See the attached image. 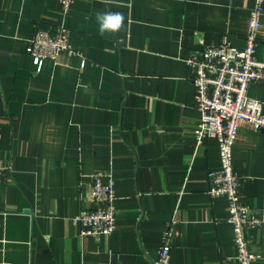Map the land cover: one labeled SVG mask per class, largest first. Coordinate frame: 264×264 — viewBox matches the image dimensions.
I'll return each instance as SVG.
<instances>
[{
  "label": "crops",
  "instance_id": "1",
  "mask_svg": "<svg viewBox=\"0 0 264 264\" xmlns=\"http://www.w3.org/2000/svg\"><path fill=\"white\" fill-rule=\"evenodd\" d=\"M254 0H0V264H148L173 219L168 264H224L236 253L227 201L206 193L219 165L215 140L196 144L199 121L186 59L226 30L244 48ZM124 15L101 33L97 16ZM63 25L76 52L36 72L25 52L35 30ZM256 56L264 61V0ZM248 96L262 102L264 83ZM246 178L240 201L264 216V130L240 124L232 147ZM114 178L110 236H80L93 207L91 174ZM244 237L264 264V222Z\"/></svg>",
  "mask_w": 264,
  "mask_h": 264
},
{
  "label": "built area",
  "instance_id": "2",
  "mask_svg": "<svg viewBox=\"0 0 264 264\" xmlns=\"http://www.w3.org/2000/svg\"><path fill=\"white\" fill-rule=\"evenodd\" d=\"M65 15L77 0H57ZM263 13V0H254L249 8L244 48L238 50L230 42L228 30L220 36L217 45L204 46L186 59L192 72L193 101L199 115L194 130L196 144L215 140L219 165L207 170L206 193L209 197H224L227 201L225 222L231 226L236 253L224 264H252L256 256L249 252L244 237L247 228L258 229L264 222L263 214L240 201V186L246 178L236 171L232 162V147L240 124L248 122L254 130H264L262 102L248 96L252 83H264V61L256 56L258 29ZM75 54L69 44V31L63 25L52 30L37 29L26 39L25 52L32 58L39 72L44 61L57 62L58 54ZM9 171L10 166L0 171ZM93 207H83L74 217L80 225V236H110L116 228L114 178L109 171L96 170L91 174L87 193ZM174 220L163 231L158 257L148 264H168L170 238Z\"/></svg>",
  "mask_w": 264,
  "mask_h": 264
},
{
  "label": "clouds",
  "instance_id": "3",
  "mask_svg": "<svg viewBox=\"0 0 264 264\" xmlns=\"http://www.w3.org/2000/svg\"><path fill=\"white\" fill-rule=\"evenodd\" d=\"M96 19L101 33H116L122 29L125 17L120 12H107L98 15Z\"/></svg>",
  "mask_w": 264,
  "mask_h": 264
}]
</instances>
